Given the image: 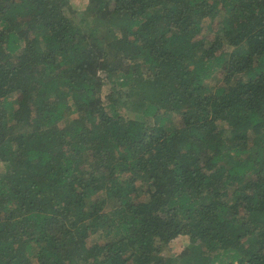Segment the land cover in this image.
I'll return each instance as SVG.
<instances>
[{"label":"trees","instance_id":"1","mask_svg":"<svg viewBox=\"0 0 264 264\" xmlns=\"http://www.w3.org/2000/svg\"><path fill=\"white\" fill-rule=\"evenodd\" d=\"M0 164V264H264V0H0Z\"/></svg>","mask_w":264,"mask_h":264},{"label":"rangeland","instance_id":"2","mask_svg":"<svg viewBox=\"0 0 264 264\" xmlns=\"http://www.w3.org/2000/svg\"><path fill=\"white\" fill-rule=\"evenodd\" d=\"M85 3V0H75V4L77 5H83ZM108 91V84H106L105 87H103V94ZM1 166V164H0ZM92 243V238L87 239V245H90Z\"/></svg>","mask_w":264,"mask_h":264}]
</instances>
